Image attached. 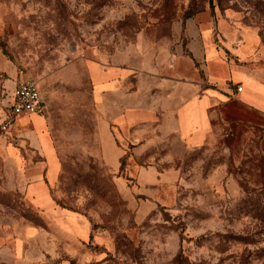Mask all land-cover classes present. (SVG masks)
Here are the masks:
<instances>
[{
    "label": "rangeland",
    "instance_id": "1",
    "mask_svg": "<svg viewBox=\"0 0 264 264\" xmlns=\"http://www.w3.org/2000/svg\"><path fill=\"white\" fill-rule=\"evenodd\" d=\"M196 33L223 56H264V0H0V55L41 86L55 161L51 177L21 136L33 121L0 130L49 201L0 174V264H264L263 116L232 101L210 144L170 136L143 156L116 135L115 167L96 140L89 57L163 43L187 56Z\"/></svg>",
    "mask_w": 264,
    "mask_h": 264
},
{
    "label": "crops",
    "instance_id": "2",
    "mask_svg": "<svg viewBox=\"0 0 264 264\" xmlns=\"http://www.w3.org/2000/svg\"><path fill=\"white\" fill-rule=\"evenodd\" d=\"M196 35L199 41L196 47L192 44L187 56L163 43L144 46L147 50L139 54L121 47L110 54L90 56L85 62L97 127L96 140L111 158L109 165L118 164L120 150L113 145L116 135L121 140L131 139L134 154L143 156L170 136L177 137L191 149L210 144L215 138V114L232 101L264 117V56H256V53L254 56H223L212 44L201 41L198 33ZM25 79L28 78L19 76L9 59L0 55V117L4 116L18 82ZM235 85L242 86V91L236 92ZM38 87L41 94L39 84ZM42 103L41 94L38 113L19 117L17 121L35 123L33 131L24 130L21 136L36 154L46 157L47 174L52 177L53 153L41 133L42 120L35 117L41 113ZM20 157L18 150L0 137V174H21V185L30 182L25 188L29 197H34L39 205L49 203L40 185V166L33 167L29 172L31 176L26 175L19 171ZM34 172L37 174L32 176ZM16 185L17 182L10 189L17 188Z\"/></svg>",
    "mask_w": 264,
    "mask_h": 264
},
{
    "label": "built area",
    "instance_id": "3",
    "mask_svg": "<svg viewBox=\"0 0 264 264\" xmlns=\"http://www.w3.org/2000/svg\"><path fill=\"white\" fill-rule=\"evenodd\" d=\"M236 92L242 91V86L235 87ZM41 95L38 82L28 78L18 82L11 101L6 106L3 119L0 121V130L8 132L19 117H28L37 114L40 109Z\"/></svg>",
    "mask_w": 264,
    "mask_h": 264
},
{
    "label": "trees",
    "instance_id": "4",
    "mask_svg": "<svg viewBox=\"0 0 264 264\" xmlns=\"http://www.w3.org/2000/svg\"><path fill=\"white\" fill-rule=\"evenodd\" d=\"M212 5V4H211ZM196 12H188L187 16L185 17V19H189L191 18Z\"/></svg>",
    "mask_w": 264,
    "mask_h": 264
}]
</instances>
